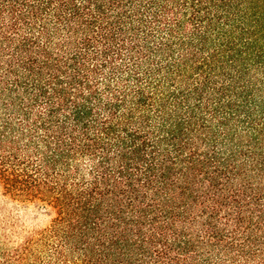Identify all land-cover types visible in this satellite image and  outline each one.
<instances>
[{"label":"trees","instance_id":"1","mask_svg":"<svg viewBox=\"0 0 264 264\" xmlns=\"http://www.w3.org/2000/svg\"><path fill=\"white\" fill-rule=\"evenodd\" d=\"M0 186V264H264V0H0Z\"/></svg>","mask_w":264,"mask_h":264},{"label":"rangeland","instance_id":"2","mask_svg":"<svg viewBox=\"0 0 264 264\" xmlns=\"http://www.w3.org/2000/svg\"><path fill=\"white\" fill-rule=\"evenodd\" d=\"M51 218V212L45 205L18 206L15 203L7 202L0 186V224L16 222L18 230L21 228H42L50 224ZM9 233H12L14 239L18 238L12 229Z\"/></svg>","mask_w":264,"mask_h":264}]
</instances>
